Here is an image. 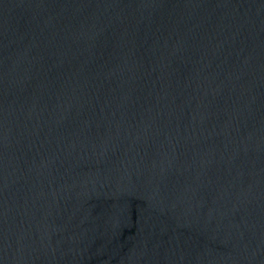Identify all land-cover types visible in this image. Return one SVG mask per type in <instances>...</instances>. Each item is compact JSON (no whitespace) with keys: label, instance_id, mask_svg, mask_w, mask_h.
Masks as SVG:
<instances>
[{"label":"water","instance_id":"water-1","mask_svg":"<svg viewBox=\"0 0 264 264\" xmlns=\"http://www.w3.org/2000/svg\"><path fill=\"white\" fill-rule=\"evenodd\" d=\"M0 264H264V0H0Z\"/></svg>","mask_w":264,"mask_h":264}]
</instances>
